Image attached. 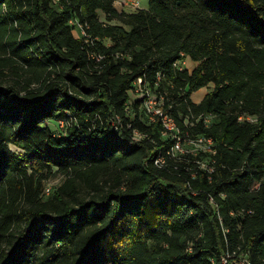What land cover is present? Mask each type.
<instances>
[{"label": "trees", "instance_id": "trees-1", "mask_svg": "<svg viewBox=\"0 0 264 264\" xmlns=\"http://www.w3.org/2000/svg\"><path fill=\"white\" fill-rule=\"evenodd\" d=\"M113 2L0 0V77L13 76L0 82V264H264V0ZM180 54L191 72L173 68ZM138 78L183 132L214 141L211 180L185 172L192 158L154 166L159 125L138 103L126 113ZM201 114L207 126H184Z\"/></svg>", "mask_w": 264, "mask_h": 264}, {"label": "built area", "instance_id": "built-area-1", "mask_svg": "<svg viewBox=\"0 0 264 264\" xmlns=\"http://www.w3.org/2000/svg\"><path fill=\"white\" fill-rule=\"evenodd\" d=\"M114 8L118 12H137L141 10L139 0H114ZM69 24L73 26V35L76 39L79 36H86L83 27L74 19L69 21ZM89 59L99 63L103 56L92 52L88 54ZM181 58L174 61L173 68L181 72L187 70L191 72L187 66V59L183 54H180ZM160 74H157L156 80L153 82V89L159 88ZM164 93L154 92L150 87V84L143 78H138L132 83L131 89L128 91V101L126 103V113L133 115L132 106L134 103H138V112L143 114L146 124L159 125V137L162 141L167 143V147L163 150L160 148L159 152L153 158V164L158 169H166L173 166L174 170L177 169V164H182L188 159H193L194 167H186L185 172H190L192 179L196 178L195 171H204L208 174V180L210 174L214 172V164L216 155V149L214 141L201 134L190 135L187 132H183L177 125L175 120L164 111ZM192 100V95L190 97ZM194 103V102H193ZM239 120L245 119L248 122H254V117L240 116ZM141 121L142 118H141ZM202 122L205 126L210 123V116L203 114L197 116L194 122H188V118H184L183 124L186 128L194 127L195 124ZM60 126H64V122H60ZM146 138L145 134L132 131V139L134 142ZM52 191V186L48 185L43 190V195L48 196ZM210 204L214 206L212 199L209 200ZM220 264H251L247 255L234 256V254L226 252L220 258Z\"/></svg>", "mask_w": 264, "mask_h": 264}, {"label": "rangeland", "instance_id": "rangeland-1", "mask_svg": "<svg viewBox=\"0 0 264 264\" xmlns=\"http://www.w3.org/2000/svg\"><path fill=\"white\" fill-rule=\"evenodd\" d=\"M139 3H140V7L141 9H147L148 7V4H149V0H139ZM127 13L130 12V10H125ZM103 16L101 15L100 13V18H102ZM104 19V18H103ZM102 19V20H103ZM187 66L190 68V69H194L196 67V63L192 62L189 58L187 59ZM6 74H8L7 76L5 77H0V82H2L3 84H8L10 83L12 80H13V76H12V72L11 70H5L4 71ZM39 85H35L34 87H38ZM213 88V85L211 84H208L205 88L201 89V90H198L197 92H194L192 94V102L194 103H198L200 101V99H202V97L204 95H206L210 90H212ZM50 129L54 128V125H55V122L53 121H49L47 122L46 124ZM12 151L16 152V153H21L19 149L17 148H14V147H10ZM62 182V178L61 177H58L56 179H51L49 181H47L45 184H44V188L48 185H51L52 188L55 187V186H58L60 183Z\"/></svg>", "mask_w": 264, "mask_h": 264}, {"label": "crops", "instance_id": "crops-1", "mask_svg": "<svg viewBox=\"0 0 264 264\" xmlns=\"http://www.w3.org/2000/svg\"><path fill=\"white\" fill-rule=\"evenodd\" d=\"M204 96H205V95H204ZM204 96H203V97H204ZM203 97H202V98H203Z\"/></svg>", "mask_w": 264, "mask_h": 264}]
</instances>
